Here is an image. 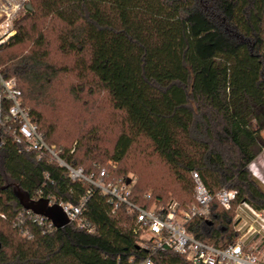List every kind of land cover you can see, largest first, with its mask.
Wrapping results in <instances>:
<instances>
[{"label":"trees","instance_id":"trees-1","mask_svg":"<svg viewBox=\"0 0 264 264\" xmlns=\"http://www.w3.org/2000/svg\"><path fill=\"white\" fill-rule=\"evenodd\" d=\"M28 6L0 47V72L16 80L31 122L57 156L96 180L105 172L106 183L135 173L130 202L143 210L195 203L196 172L213 200L210 219L195 217L187 232L217 249L234 245L241 205L264 214V187L250 170L264 150V0H28ZM71 71L75 81L62 89ZM77 73L85 86L91 79L93 90L107 94L116 123L90 127L86 120L81 131L70 130L68 112L87 104ZM9 106L0 126V264H143L149 252L133 231L137 211L121 206L113 213L98 191L84 212L93 233L73 223L47 231L25 211L16 190L29 200L77 206L91 185L71 180L48 153L39 160L21 152ZM144 144L166 173L144 171L133 152ZM223 188L237 192L229 210L216 198ZM152 264L188 263L166 251Z\"/></svg>","mask_w":264,"mask_h":264},{"label":"built area","instance_id":"built-area-1","mask_svg":"<svg viewBox=\"0 0 264 264\" xmlns=\"http://www.w3.org/2000/svg\"><path fill=\"white\" fill-rule=\"evenodd\" d=\"M25 1L28 2V0H0V47L8 43L16 34L15 24ZM5 102L10 104L6 118L19 125V136L16 137L15 142L20 146L21 152H34L39 160L48 153L61 166L69 170L71 180H83L91 185L77 206L49 201L50 206H59L63 210L69 223L75 224L88 233L95 231V227L84 217V212L87 201L98 191L114 206L113 213L121 206L137 211L133 231L138 237L139 247L149 252V257L143 264H152L154 255L166 251L184 256L188 264H264L251 250L247 251L252 238L264 241V214L252 206L243 203L240 207L247 212L248 218L239 211L236 215V232L239 237L234 245L221 250L202 243L186 229V225L195 217H201L207 221L210 219V204L213 198L196 172L192 173L195 181V206L193 208L184 211L176 202H170L166 206H154L151 210L140 209L130 202L131 191L134 187L132 181L125 180L118 184L106 183L104 181L105 172H101L100 178L96 180L92 175L86 176L81 168L76 170L67 166L55 153V147L46 143L37 125L31 122L28 111L23 107L22 92L16 80H5L0 72V126L3 125ZM2 144L3 142L0 143ZM254 176L257 177L255 174ZM236 196V191L223 188L216 198L223 208L229 210ZM25 211L47 231L57 229L47 218L35 215L31 211Z\"/></svg>","mask_w":264,"mask_h":264},{"label":"rangeland","instance_id":"rangeland-1","mask_svg":"<svg viewBox=\"0 0 264 264\" xmlns=\"http://www.w3.org/2000/svg\"><path fill=\"white\" fill-rule=\"evenodd\" d=\"M29 13V6L28 2L25 1V3L22 6L21 11L18 15V21L23 19L25 16H27ZM72 67V63L70 64V68ZM75 78V72L71 71L69 74L64 75L65 84L62 86V89L65 87H69L71 83H74L73 81ZM90 85H84L83 81L80 80V77L77 73V87L79 85H83V98L87 101L86 105H81L77 102V105L72 108L70 112H68V123L67 125L70 126V130L72 129L75 131L77 129V132L81 131V125L85 123L86 120L90 121L89 126H92L93 121H102V122H115L117 115L114 113L111 103L109 101V98L106 93L104 92H98V90H93L94 87H92V80H88ZM89 89H92V94H89ZM68 107V106H67ZM66 106H64V112L66 111ZM72 115L75 116V119L71 117ZM263 141H264V132L262 133ZM133 152H135L134 157L138 158L141 167L144 169V171L152 172L154 174H157L158 176L163 175V173H166L165 165L160 161V159L157 157V155L153 152L151 147H149L147 144H144L143 147H140L138 149H135ZM250 170L253 174H255L261 182V184L264 187V150L262 153L258 156V158L250 165ZM127 181H132L135 185V183L138 181V176L130 172L127 177ZM170 195V194H169ZM194 195V191H193ZM169 197V196H168ZM168 201H175L173 198H169ZM177 203V202H176ZM195 206V203L191 202L187 205L183 210H189L190 208H193ZM241 212L244 216H246V213L244 212L243 208H240L238 210ZM247 217V216H246ZM251 243L248 245L249 250L253 254H256L261 263H264V241L259 239H251Z\"/></svg>","mask_w":264,"mask_h":264},{"label":"water","instance_id":"water-1","mask_svg":"<svg viewBox=\"0 0 264 264\" xmlns=\"http://www.w3.org/2000/svg\"><path fill=\"white\" fill-rule=\"evenodd\" d=\"M16 194L25 210L47 218L57 229L69 224L68 218L59 206H50L49 202L44 200H29L21 191L16 190Z\"/></svg>","mask_w":264,"mask_h":264},{"label":"crops","instance_id":"crops-1","mask_svg":"<svg viewBox=\"0 0 264 264\" xmlns=\"http://www.w3.org/2000/svg\"><path fill=\"white\" fill-rule=\"evenodd\" d=\"M245 213H247L246 211H244ZM248 218V217H247Z\"/></svg>","mask_w":264,"mask_h":264}]
</instances>
